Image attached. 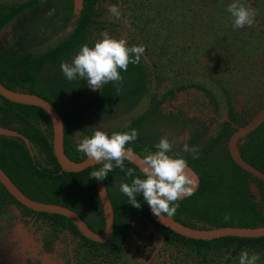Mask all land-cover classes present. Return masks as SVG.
<instances>
[{
	"label": "trees",
	"instance_id": "16d2710c",
	"mask_svg": "<svg viewBox=\"0 0 264 264\" xmlns=\"http://www.w3.org/2000/svg\"><path fill=\"white\" fill-rule=\"evenodd\" d=\"M34 0L23 2L22 6L32 4ZM93 0H84L83 9L77 19L76 25L65 39L54 47L48 48L36 56L3 55L0 52V82L9 89H18L35 93L50 102L61 117L63 124V152L71 160L78 161L84 154L76 151L72 144L70 133L66 128L68 124L82 129L86 135H91L82 122L72 119V111L61 110L62 102L74 92L72 84L62 72L53 70L45 78L36 72V67L45 62L50 64L67 58L69 53L80 44L88 40L87 24L91 12L87 4ZM146 71L139 61L129 64L127 71H121L122 82L118 85L108 83L101 87L92 99L95 105L103 107L114 105L116 101L135 97L139 90L147 88ZM42 80L40 84L39 81ZM117 88L119 91L117 92ZM169 92V91H168ZM131 98V99H132ZM157 102L144 113L156 110ZM120 127L104 131L111 135L113 132H125L136 129L138 138L128 147L131 151L140 153L142 135L138 129L139 119ZM0 126L11 128L24 135L34 150L32 154L25 143L18 137L0 135V168L9 179L26 196L43 202L63 205L75 211L94 231H100L103 226L100 204L95 191V180L90 173L102 165L94 164L80 171L63 172L60 170L53 156L50 135V121L45 112L38 106L20 104L0 96ZM257 127L247 151L243 158L251 165L264 173V130ZM213 144H208L210 147ZM146 151H155V146L147 144L142 146ZM198 158L193 159L192 153L179 155L185 159L198 176V185L191 196L178 201L179 208L173 219L195 228H209L215 226H247L254 227L264 223V208L255 203L247 188L246 171L236 165L225 149L212 154L209 148H198ZM125 170L114 167L102 180L109 197L113 213V229L109 238L103 242H95L82 236L75 225L65 216L55 213L34 212L50 221L53 228L59 226L78 235L87 244L89 259L103 255L110 257L111 261L118 258L128 242L127 228L133 216L141 221L146 220L161 234L166 244L185 249L186 258L191 264H239L238 256L242 249L249 253L259 251L264 247V236L236 237L223 236L211 240H200L182 236L158 224L148 213L147 203L142 195L137 196L140 208L133 207L127 202V197L119 191L121 183H130L126 169L133 168L135 175L141 172L127 160L124 162ZM119 179L118 185H110L112 179ZM18 202L0 184V202ZM25 210L31 211L22 206ZM227 217V219H226ZM106 250V251H105ZM103 261V260H102Z\"/></svg>",
	"mask_w": 264,
	"mask_h": 264
},
{
	"label": "rangeland",
	"instance_id": "374dc122",
	"mask_svg": "<svg viewBox=\"0 0 264 264\" xmlns=\"http://www.w3.org/2000/svg\"><path fill=\"white\" fill-rule=\"evenodd\" d=\"M230 2V0H98L94 6L96 18L104 22L105 25L99 31L95 29V32H98L96 40L101 38V33L107 32L117 39H125L129 47L142 45L144 53L139 61L147 72V88L144 91L143 100L134 108L122 107L113 113L99 111L92 116V126L112 129L123 125L135 117L143 107H146V100L152 96V92L155 93L153 88L161 89L164 86V80L174 84L179 82L180 77L183 75V78L185 74L187 79L199 80L205 73L206 77L209 76V79L212 80L208 93L193 87L182 90V93L175 96L173 101L167 100L161 104L160 111L174 114L177 110L182 109L186 116L204 120L213 125L210 116L208 113H204L203 108H206L207 111L211 110L209 95L213 92L218 99L222 98L217 83L219 77L223 75L233 82L236 80L241 82L243 72L241 71L236 76L231 70L223 72L222 66L221 69H216L219 60L207 57L199 58L200 50L205 54L206 51H210L207 52L210 54L216 46L217 49L224 43L229 51L233 49V52L228 53L231 55V59H235L232 65L229 64L233 70L235 66H238L240 70L246 68V62L249 59L248 55L241 56L240 54V52L248 51V49H244L246 41L242 40L246 36H242L244 33L240 28L233 27L232 18L226 7V4L228 5ZM240 2L254 12V17L262 15V9L258 6L257 0H240ZM109 4L119 6L122 13L121 20H115L108 14L107 6ZM254 24L255 21L251 26L244 27L246 35L248 31L249 35L252 31L255 33ZM211 25L218 27L221 32L211 30ZM212 31L217 33V36L221 35V40L215 35L216 39L212 35ZM212 37L215 40H212ZM51 39L52 37L45 40L37 39L36 35L33 40L24 41V49L29 55L36 54L50 47L53 44ZM240 45L242 48H238ZM211 48L213 49L211 50ZM183 51L196 54L180 58L181 54L178 53ZM250 54L252 55L251 52ZM67 62H71V59ZM60 64L43 68L47 70L40 72V76L43 77L42 74L45 76L52 70L60 69ZM222 72L223 74H221ZM152 74H155V77L158 75L160 78V80L156 79L154 86ZM179 78L180 80H178ZM233 85L236 84H229L230 87ZM244 88L246 86L240 90L236 102L240 106L247 107L253 102V96L246 95ZM158 126L157 131L154 130L156 133L167 136L171 141L175 140L176 144H180V146L183 145L191 130L189 126L185 127V130L184 128H166L161 123ZM82 137L83 135L80 134V137L75 136L74 139L78 142ZM33 152L34 150L31 149V153ZM133 224L129 222L126 231L128 242L115 264H191L190 260L186 258L185 249L166 244L156 231L148 227H137L135 223ZM53 231L40 219L24 216L17 206L13 204L3 206L0 210V264L10 261L9 259L13 256L17 260L15 264H24L25 262L26 264H83L75 256L77 255V251H75L77 240L64 231L57 232V235L55 232V235H52ZM255 253L260 254L261 257L258 264H264V249H259ZM99 258H105L107 264L111 261L109 257L103 255L94 257L96 260Z\"/></svg>",
	"mask_w": 264,
	"mask_h": 264
},
{
	"label": "flooded vegetation",
	"instance_id": "af4514ba",
	"mask_svg": "<svg viewBox=\"0 0 264 264\" xmlns=\"http://www.w3.org/2000/svg\"><path fill=\"white\" fill-rule=\"evenodd\" d=\"M25 1L28 0H0V52L3 55L22 54L31 57L42 54L48 48L54 47L57 43L63 41L65 37H67V35L71 32L72 28L76 25L77 19L84 6L83 4L84 0H80L79 8L75 7L74 0H34L32 4L24 5L18 11H16L17 6L20 7V5ZM225 1H229V0H225ZM230 1H231L230 3L233 2V0ZM97 2L98 0H93L92 2H89L87 4L88 10H90L91 15L89 19V24H87L88 40L85 43H87V45H89L90 47L94 45V42L97 39L98 32H95V29L99 31L105 25L104 22H101L96 18V12L94 6ZM257 2H258L257 3L258 6L261 7L262 9V10L260 9L262 11L261 12L262 15L254 17L255 28L254 27L253 28L255 29V33L252 31L251 35H249L248 34L249 31H248L246 35V29L244 27L240 28L244 33L242 34V36L244 37L246 36L245 39H242L246 41V46L244 47V49H248L247 52L246 51L240 52L241 56L248 55L249 59L246 62L247 63L246 68H242V70H240L238 66H235L233 70L232 68L229 67V64L231 63L230 65H232L233 61H235L234 58L231 59L232 58L231 55H228L229 52L231 51L233 52V49L229 51L228 48H226V46L224 45V43L221 44V47H218L217 49L216 46L215 50L212 51L210 54L207 53L210 51H206L207 55L202 50H200L199 52V54H201L199 55V58L201 59H203V57L205 58L207 57L208 59L219 60L217 62L218 65L216 69H221L222 66L224 69L223 72L225 70H231V72H233L234 75L236 76L241 71L243 72L242 74L243 79L241 80V82L237 80L233 82L229 80V78L224 77L223 75L219 77L221 81L218 79L219 82L217 81V83L218 86L220 87L219 92L222 93V98L218 99L217 96H214L215 94H213L214 93L213 92L212 93L213 95L212 94L209 95L212 106L211 110L207 111L206 108H203V110L205 111L204 113H208V115L210 116L212 121L211 123H213V125H210L208 122L204 120L201 121V120H197L196 118H191L189 116H186L185 112H183L182 109L177 110L174 114L171 112L160 111L161 104H163L167 100L173 101L174 100L173 98L175 96H179V94L182 93V90L190 89L193 87L208 93L210 83L212 82V80L209 79V76L206 77V73L203 74V78L199 80L197 79L192 80L191 78L187 79L186 74L183 78H182L183 75L181 77L179 76L181 80L179 78L178 80L180 81L174 84L164 80L165 81L163 84L164 86H162L161 89L159 90L153 88V91H155V93L152 92L153 93L152 96H149L150 98L146 100L147 101L146 107H143L142 110L129 121L131 122L133 119H137L141 117L138 122V129L140 131V134L142 135V138L140 142L138 141V143L141 146L140 153L143 155L142 157H144L145 153L148 152L142 146L147 144H152L153 146H155V144L159 142V139L163 137V135H159L158 132L156 133L154 131V130L157 131L159 127L158 125L160 123L164 124L166 128L169 127L171 129L184 128L185 130V127L189 126L191 130L189 132V136L184 141V143H187L189 147L191 146L197 148H201V147L209 148L212 154H216L219 148L220 149L223 148L226 150L228 154V142L232 137V135L235 132H237L239 128L244 126L259 110L264 108V0H257ZM49 12H51L52 14L49 15ZM211 30L215 32L217 31L221 32L219 28L214 25H211ZM215 32H213L212 35L214 37L216 35V37L221 40V35L218 34L217 36V33ZM36 35H37V39L39 38L43 40L52 37L51 41L53 42V44L50 47L40 52H37L36 54L29 55L27 54V51L24 49V41L25 40L31 41L33 40V37ZM214 37H212V40L214 39ZM26 45L28 46L30 44H26ZM82 45L83 44L77 45L69 53L67 58H63L59 62H54L50 65L56 66L62 61L64 62L69 61L79 51ZM241 46L242 45L238 46V48ZM213 48H211V50ZM250 52L252 53V55L250 54ZM193 53L196 54L195 52ZM193 53H188V51H183V52H179L178 54L184 55V56L180 55V58L182 57L187 58L186 55L191 56ZM234 64L237 65L236 63ZM48 66L49 65L47 62L37 65L36 67L37 74L41 75L40 72H44L47 70V69L44 70L43 68ZM212 67L213 66L211 65L210 68L212 69ZM226 67H229V69H226ZM58 71L62 72L60 69H58ZM223 72L221 74H223ZM48 74H46L45 76L44 74H42L43 78H45ZM152 79H153V86L156 79L160 80L158 75H156L155 77V74H152ZM77 80L78 82H74L72 84V88H74V92L72 93L71 96L67 97L62 102L61 110L72 111L70 117L72 119L80 120L84 125V127L90 132H93L95 129H100L102 131L111 130L109 128L108 129L94 128L92 126V121H93L92 116L96 115L99 111L113 113L122 107L127 109H132L134 108V106L139 104L140 101L143 100L144 91L140 89L135 97L133 98L130 97V100H132L130 104H128V101L126 99H122L120 101H116L114 105H108L106 107H103L101 104L95 105L91 101L96 96L99 90L93 91L91 90V88L87 86L86 81H84L83 79L81 80L77 79ZM229 82L236 85L230 87ZM39 83L41 84L42 80L39 81ZM244 86H246V88H244V91L247 93L246 95L253 96V102L247 107L240 106L236 102V97L240 94V90H242ZM155 101L157 102V107H156L157 109L151 111L150 113H147V115H145L144 117V113L148 110L150 106H152V104ZM259 126H262L259 129L264 130V119L260 123H258L253 129L247 131L244 134L237 135L234 137L233 143L240 157L243 160L245 159L243 158L242 154H244L247 151V147L251 143V140L253 139L252 137H254L255 135L254 130ZM66 128L70 133L72 144L76 145L77 143L74 139L75 132L80 131L81 135L83 136L86 135L82 129L75 127L73 124H68ZM211 142H213V144L209 147L208 144H210ZM185 153L186 152L182 151V145L180 146V144L177 145L175 143L173 145V151L169 153V155L172 154L182 155ZM245 178L251 199L255 203H257L261 208L262 207L264 208V179L256 175H252L250 173H248V175H246ZM118 182L119 179L117 178L112 179L110 181V185L117 186ZM8 204H13L17 206L22 212V214L28 218L34 217L40 219L50 229L54 230L53 231L54 233H52V235H55V232L57 235V232L64 231L70 234L71 236H73L77 240L75 246V251H77L76 252L77 255L75 256L77 257L76 259L80 263L83 262V264H87L89 262L88 264H93V263L96 264L95 262H97L98 264H107L105 258H99L98 260L89 259L87 244L83 242V240L78 235L74 234L70 230L63 228L61 226L57 228H53L49 220L34 213L38 211H34L31 209H30L31 211H27L22 207L23 205L20 204L19 202L17 204L15 202L8 200L0 202V210L3 208V206ZM130 223L131 224L135 223L137 227L144 226V227H148L151 230L156 231L155 228L149 222H147L146 220L141 221L136 216L132 217ZM156 233L158 232L156 231ZM158 234L162 239L161 234L160 233ZM46 248H48L47 245ZM263 249L264 247L262 248V250ZM114 259L115 260L110 261L109 264H115L117 258ZM9 260L10 261L5 262L4 264H15L17 262L14 256L11 257ZM24 264H26V262Z\"/></svg>",
	"mask_w": 264,
	"mask_h": 264
},
{
	"label": "clouds",
	"instance_id": "9594fccd",
	"mask_svg": "<svg viewBox=\"0 0 264 264\" xmlns=\"http://www.w3.org/2000/svg\"><path fill=\"white\" fill-rule=\"evenodd\" d=\"M107 12L113 19L121 20L122 13L118 5L109 4ZM227 12L232 18L234 28H243L254 23V12L240 0L229 3ZM51 14L49 12V15ZM100 37L91 47L83 44L71 62L62 61L60 64L62 73L69 81L83 79L93 91L100 90L110 82L118 85L123 80L120 72L127 71L130 63H138L144 53L142 45L129 47L125 39H117L107 32L101 33ZM74 135L80 137V131ZM137 138L136 129L113 132L111 135L95 129L91 135H85L78 140L76 151L82 152L95 164L102 165L90 173V178L104 180L114 167L125 170L124 162L129 159L131 152L128 145ZM175 143V140L170 141L167 136L161 137L155 144L156 150L145 153L141 175H135L133 168H127L130 183H121L119 186V191L127 197V202L133 207L140 208L137 196L142 195L152 213L158 218L165 215L174 216L179 208L178 201L194 194V182L188 174L187 161L179 155H169ZM182 151L192 153L193 159L198 158L197 147H189L184 143ZM260 258V254H250L247 249H242L238 262L258 264Z\"/></svg>",
	"mask_w": 264,
	"mask_h": 264
},
{
	"label": "water",
	"instance_id": "95a60500",
	"mask_svg": "<svg viewBox=\"0 0 264 264\" xmlns=\"http://www.w3.org/2000/svg\"><path fill=\"white\" fill-rule=\"evenodd\" d=\"M74 5L76 8L80 7V0H74ZM0 96L20 104H28L40 107L47 115L50 121L51 135L50 143L51 149L56 162L58 163L60 170L63 172L80 171L88 166H92L95 163L91 161L88 157L84 156L81 160L74 161L68 158L63 152V125L59 117V114L53 107V105L46 99L40 97L35 93H29L27 91H21L18 89H9L5 87L0 82ZM264 119V108L259 110L244 126L238 129L228 142V154L232 161L238 165L240 168L246 172L256 175L264 179V174L257 168L243 160L233 141L234 137L246 133L247 131L253 129L258 123ZM0 135L18 137L29 149L31 153L30 144L28 139L17 132L14 129L0 126ZM128 162L132 163L139 171L143 167V157L131 151L129 154ZM188 174L191 176L194 184L193 189L197 188L198 176L195 171L188 166ZM0 184L5 188V190L20 204L23 206L38 212L45 213H55L65 216L69 219L76 227L77 231L84 237L91 239L95 242H103L107 240L113 229V213L112 207L107 195L105 186L102 180H95V191L100 204V211L103 219V226L100 231H94L89 228L86 222L72 209H69L63 205L43 202L32 199L22 193L18 187L9 179V177L0 168ZM104 189V190H102ZM149 216L155 220L158 224L178 233L182 236L200 239V240H211L214 238H219L223 236H236V237H260L264 236V223L254 226H215L209 228H195L188 225L182 224L172 217L162 216L158 218L155 216L149 206L147 205Z\"/></svg>",
	"mask_w": 264,
	"mask_h": 264
}]
</instances>
